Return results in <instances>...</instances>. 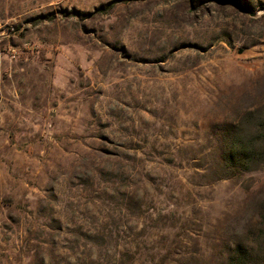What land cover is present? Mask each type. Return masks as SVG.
Instances as JSON below:
<instances>
[{
  "label": "rangeland",
  "instance_id": "obj_1",
  "mask_svg": "<svg viewBox=\"0 0 264 264\" xmlns=\"http://www.w3.org/2000/svg\"><path fill=\"white\" fill-rule=\"evenodd\" d=\"M0 264H264V0H0Z\"/></svg>",
  "mask_w": 264,
  "mask_h": 264
}]
</instances>
